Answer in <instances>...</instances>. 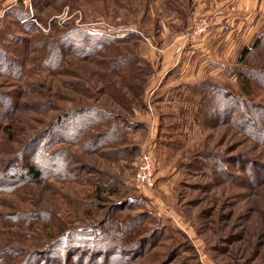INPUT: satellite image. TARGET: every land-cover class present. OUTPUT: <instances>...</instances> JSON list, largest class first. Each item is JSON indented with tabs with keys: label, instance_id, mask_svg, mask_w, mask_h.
<instances>
[{
	"label": "rangeland",
	"instance_id": "rangeland-1",
	"mask_svg": "<svg viewBox=\"0 0 264 264\" xmlns=\"http://www.w3.org/2000/svg\"><path fill=\"white\" fill-rule=\"evenodd\" d=\"M20 4L29 16L15 20L10 10ZM198 7L204 8L201 0H0V42L12 58L27 60L21 80L0 73V93L18 101L11 118L0 117V175L8 173L11 181L28 161L23 150L52 134L57 118L73 110L100 107L124 125L139 124L113 145H106V127L78 141L59 139L50 151L60 155L62 176L70 171L64 181L20 182L9 191L6 180L0 188V258L8 253L18 264L65 229L89 228L137 246L119 264H264V145L224 119L233 114L229 104L214 117L196 87L211 79L264 111V78L249 83L236 74L241 49L264 26L236 53L229 48L222 73L199 78L186 65L184 42L201 17ZM29 22L37 31L24 27ZM71 28L123 39L99 55L81 46L58 68L41 69L47 52L38 41ZM239 115H233L239 124L254 122ZM256 118L264 128V112ZM143 153L153 157L155 177L151 187L139 189L136 163ZM111 226H119L114 236ZM90 255L75 259L91 264Z\"/></svg>",
	"mask_w": 264,
	"mask_h": 264
},
{
	"label": "trees",
	"instance_id": "trees-1",
	"mask_svg": "<svg viewBox=\"0 0 264 264\" xmlns=\"http://www.w3.org/2000/svg\"><path fill=\"white\" fill-rule=\"evenodd\" d=\"M11 14H13L15 20H21L29 16L28 12L24 11V7L21 4L20 7L11 9L10 15ZM24 27H26L28 31H37V27L33 22L24 24ZM12 38L13 41L17 39V37L14 36ZM121 39L123 38H117L109 33H99L97 31L91 32L80 28L67 29L57 35L52 34L49 38L44 39L43 44L40 40L38 41L39 48H42L44 45L47 52L46 56L43 55L41 57L42 62L40 68H58L66 53L70 51L75 52V50H79L81 46L83 47L82 49L93 48V55H99V52L101 53L110 47V45L122 41ZM25 42L26 40L24 39L19 38L18 40V43L25 44ZM4 48L5 46L0 42V73H4V76L10 78H16L17 76L16 79H23L26 74L25 65L27 60H25V62L24 60L20 62L15 58H12L9 52H6ZM36 50L39 51V49ZM78 55L80 56L81 53ZM88 56L89 55H86L85 57ZM237 64L239 69L236 70V74L240 81L245 80L249 83L257 79L262 81L264 78V31L255 39L252 45H246L241 49ZM119 69V72H123V69L120 67ZM196 87L203 89L204 96H206L209 101L207 109L210 108V111L214 113V117L221 118L222 110H226L224 106L229 104L232 109L231 113L233 112V114H228L229 116L227 115V118L224 119L228 123H237L238 126H236L242 130L245 135H251L253 140L264 145V128L260 124H257V118L254 120V117L258 115V112H264L262 109H257L253 105H249L250 107L245 105L241 98L236 97L233 93H229L222 84H218L211 79L202 81ZM0 98L4 101V106L0 109V117L4 119L11 118L14 110L18 108V101L12 100V98L5 93H0ZM214 100L216 101L214 102ZM90 108L91 109L73 110L58 117L52 134L50 132L45 133L43 137L38 139L36 144H31L23 150L24 152L22 153L26 152L29 154L28 161L21 171L18 170L14 172L11 181L10 178H6L8 177V173H1L0 188L5 186L3 183L6 180L10 181L8 184V190L11 191L16 187L15 185H18L20 182L21 184L26 183L28 185L29 183H35L36 181L41 180L44 181L49 178H58L62 181L67 179L66 176L70 174V171L68 174L63 173L64 175L62 176V170H60L58 166L61 163L59 162L60 155L58 151H50L51 147L59 142V139L60 141L67 139L68 142L74 140L78 141L81 137H85L90 130L106 127L102 133L104 135L106 134L107 137L111 139L106 145H113L115 141H122L126 135L132 133L137 129V126H139L136 122V124L132 123L124 125V123L122 124L121 122L122 119L120 116L110 114L100 107ZM203 111L205 112L206 108L205 110L203 109ZM237 112L240 114V120L253 119L254 122L250 124L245 121H241V124L235 122L233 115L237 114ZM250 126L253 127V132H247V129H250ZM69 133H71V136H68ZM100 137L101 136L98 138ZM44 140L45 144L40 146ZM91 145L94 147L96 145L95 141L94 144L92 143ZM36 157L38 158L34 159ZM14 163L15 161L11 163V167H13ZM123 205L118 204L115 207L118 210H124L126 207H123ZM35 216L36 219L40 220L39 212H37V215ZM110 223H108V225ZM118 227L119 226L110 228V234L114 236L118 232ZM92 228H94V226ZM122 239L124 238H119L118 236H115L113 240L108 239V235L95 234V230L89 228H73L68 231L65 229L61 232L56 241L52 242L42 251L36 250L29 254L18 264H85V258L75 259L81 254H84V256L91 254L93 258L91 264H119L122 258H127L126 256L130 254L127 252H131L132 254L137 247L133 245L134 249H132L131 246L120 243ZM136 245H139V243L136 242ZM123 252L125 255L122 254ZM97 254H99L100 257L104 256V260L96 259ZM5 255L6 256L3 258H0V264H15L13 262L15 260H12L13 258L8 253Z\"/></svg>",
	"mask_w": 264,
	"mask_h": 264
},
{
	"label": "crops",
	"instance_id": "crops-1",
	"mask_svg": "<svg viewBox=\"0 0 264 264\" xmlns=\"http://www.w3.org/2000/svg\"><path fill=\"white\" fill-rule=\"evenodd\" d=\"M201 3L204 8L199 10L198 7L196 16L201 17L195 22L202 17L212 18L211 30L203 35L189 36L194 22L184 39L188 46L186 65L196 70L199 78L222 73L228 66L229 48L236 53L241 45L251 43L264 26V0H201ZM244 26L248 30L242 34ZM237 39L241 43H237Z\"/></svg>",
	"mask_w": 264,
	"mask_h": 264
},
{
	"label": "built area",
	"instance_id": "built-area-1",
	"mask_svg": "<svg viewBox=\"0 0 264 264\" xmlns=\"http://www.w3.org/2000/svg\"><path fill=\"white\" fill-rule=\"evenodd\" d=\"M213 25V19L208 17H202L194 23L191 27L189 36H197L206 34ZM183 47L177 48V53H181ZM155 177L154 160L150 153L141 154L136 163V175L135 180L137 188L146 189L153 185Z\"/></svg>",
	"mask_w": 264,
	"mask_h": 264
}]
</instances>
